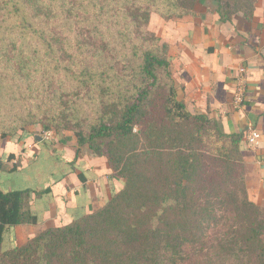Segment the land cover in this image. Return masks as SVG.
I'll return each instance as SVG.
<instances>
[{
  "label": "trees",
  "instance_id": "1",
  "mask_svg": "<svg viewBox=\"0 0 264 264\" xmlns=\"http://www.w3.org/2000/svg\"><path fill=\"white\" fill-rule=\"evenodd\" d=\"M201 1L0 0V136L71 130L123 180L97 209L5 250L8 226L37 223L43 191L0 189V264H264L244 133L187 109L169 45L148 28L152 13L181 19ZM209 1L225 22L249 21L256 0Z\"/></svg>",
  "mask_w": 264,
  "mask_h": 264
},
{
  "label": "crops",
  "instance_id": "2",
  "mask_svg": "<svg viewBox=\"0 0 264 264\" xmlns=\"http://www.w3.org/2000/svg\"><path fill=\"white\" fill-rule=\"evenodd\" d=\"M149 28L169 45L172 74L188 110L207 112L224 132L244 133L243 174L247 195L252 202L264 205V0L256 1L249 21L234 15L222 22L213 10L195 12L177 21L164 20L152 13ZM250 130L259 133L256 143L249 144L246 140ZM34 138L0 140V171L12 173L36 165L40 140ZM6 142L12 145L9 151ZM90 155L84 157L85 163L88 167L95 166L88 168L87 176L74 166L63 175L81 179L75 184L78 189L90 185V177L98 176L100 185L107 190L110 179L114 182L116 176L110 174L103 159ZM75 185L68 187L74 189ZM89 192L84 189L83 194L87 193L89 198ZM38 195L33 196L29 206L36 216L32 208ZM40 224L39 220L35 224L8 226L4 232L14 230V245H19L24 237L26 241L34 236L43 227Z\"/></svg>",
  "mask_w": 264,
  "mask_h": 264
},
{
  "label": "rangeland",
  "instance_id": "3",
  "mask_svg": "<svg viewBox=\"0 0 264 264\" xmlns=\"http://www.w3.org/2000/svg\"><path fill=\"white\" fill-rule=\"evenodd\" d=\"M210 10L215 11V4L209 0H205L195 6L194 13H203L204 11ZM172 20L177 21L176 18ZM156 25L159 26L160 24L157 23ZM149 29L151 30V28ZM156 35L159 36V34ZM159 37L161 38V36ZM172 76L177 88V97L181 100L180 93L178 92L179 86L173 74ZM191 113L196 112L192 111ZM34 136L40 140V142L37 143L39 161L36 165L25 167L18 172L6 173L0 171V189L4 192L25 188L43 191L36 197L35 204L32 208L38 216V221L40 220V225H43V227H39L40 229L37 230V233L48 226L68 224L75 218L97 209L99 206L103 205L117 189L123 186V180L116 176L114 178L116 181L113 182L110 179L108 189L106 190L104 185H100L99 177L97 176L95 179H93L94 177H90V185L84 184V186L86 185L85 187L83 186L81 189H78L76 187L79 186L75 184L82 182L81 179L79 180L75 178V176L63 175L68 169L70 170L72 168L71 166H74L79 168V170L84 172L87 176L88 168H94L95 166L91 164L88 167L85 163L86 160L84 157H89L92 153L88 151L86 145L78 146L76 138L71 130L56 131L52 128L44 129L39 123H35L34 125L28 126L26 129H17L15 132H11L3 138L0 136V140L6 138L20 139L21 137L28 140H35ZM5 145L6 151L11 150L12 145L9 142H6ZM93 156L96 155H90V157ZM110 174L114 175L113 173ZM86 176H83L84 179H86ZM105 178L106 180L108 179L107 177ZM73 185H75L74 189L68 187ZM46 188H49V190L46 191ZM84 189L87 190V193L91 191L89 192V198L87 197V193L83 194ZM56 195L59 196L57 197ZM65 197H67V200H65ZM13 231L14 230L11 229L4 232L2 249L5 250L15 246ZM25 238L26 237L22 239V243L25 242Z\"/></svg>",
  "mask_w": 264,
  "mask_h": 264
},
{
  "label": "built area",
  "instance_id": "4",
  "mask_svg": "<svg viewBox=\"0 0 264 264\" xmlns=\"http://www.w3.org/2000/svg\"><path fill=\"white\" fill-rule=\"evenodd\" d=\"M243 71V68H240ZM259 137V133L256 130H250L249 133L246 135V140L249 144H253L257 142Z\"/></svg>",
  "mask_w": 264,
  "mask_h": 264
}]
</instances>
